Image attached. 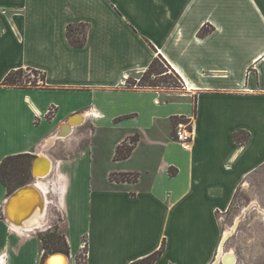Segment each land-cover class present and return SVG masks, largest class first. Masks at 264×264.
<instances>
[{
  "label": "crops",
  "instance_id": "0c3cea01",
  "mask_svg": "<svg viewBox=\"0 0 264 264\" xmlns=\"http://www.w3.org/2000/svg\"><path fill=\"white\" fill-rule=\"evenodd\" d=\"M71 24L88 27L83 48L68 43ZM159 57L183 87L169 101L127 86ZM19 69L42 72L45 85H4ZM75 114L85 123L61 139ZM176 117L192 125L188 150L175 141ZM135 134L131 157L115 161ZM19 154L50 160L41 181L51 191L47 210L20 226L6 219L0 180V264L44 263L38 233L52 206L70 264L84 242L87 264H133L164 244L155 264H214L216 215L264 166V0H0V164ZM135 172L132 183L110 178ZM257 204L241 210L264 211Z\"/></svg>",
  "mask_w": 264,
  "mask_h": 264
},
{
  "label": "rangeland",
  "instance_id": "374dc122",
  "mask_svg": "<svg viewBox=\"0 0 264 264\" xmlns=\"http://www.w3.org/2000/svg\"><path fill=\"white\" fill-rule=\"evenodd\" d=\"M164 70H166V68ZM24 72V80L28 82L27 85H32L30 82H34L35 85L39 86L43 85V81L39 79L37 74L27 70ZM166 72L167 76L164 74L157 78L153 76L152 81H155L158 85L157 88L162 90V100L169 101L173 99L171 94L180 92L183 87L181 82H179L169 70H166ZM142 74L130 76L129 81H131L132 84L135 83L139 85L143 77ZM137 87L132 86V89H136ZM183 122L189 123V120L186 119V121ZM135 138H139L140 140L139 134H135L130 140L128 139L126 143H123L124 151L127 150V148L135 149L137 143L134 147L132 145ZM112 143L113 142H106V148L104 147L106 155L113 152L114 147ZM60 148H62L61 144ZM111 166H113V164ZM116 175L117 174H112V179L128 180V183L135 182L137 178H139L137 172L130 173L129 175L126 173L125 176L118 175L116 177ZM32 180L31 178L29 184ZM243 190L244 191L239 193L238 198L235 199L232 209H228L226 213L220 212L216 215L222 230V241L219 252L231 251L239 258L238 264H264V211L241 210L243 207L253 202L258 203L257 206L259 209L264 210V166L257 171L250 181H248V185ZM49 217L51 220L48 230L54 232L57 228L59 232L64 234V217L60 210L52 206L49 211ZM226 232H231L228 238H225ZM86 246L84 249H81V255L76 258V264H85L87 256ZM68 256L73 260L72 255Z\"/></svg>",
  "mask_w": 264,
  "mask_h": 264
},
{
  "label": "trees",
  "instance_id": "16d2710c",
  "mask_svg": "<svg viewBox=\"0 0 264 264\" xmlns=\"http://www.w3.org/2000/svg\"><path fill=\"white\" fill-rule=\"evenodd\" d=\"M209 30L207 28H204L201 30L200 34L201 36H205L208 34ZM67 41L72 47H79L83 48L86 45V41L88 38V27L86 24H71L67 27ZM169 70L172 75L180 82V78L178 74L171 69V67L166 63V61L162 58H156L150 65L149 69L144 72L142 80L139 85H136L135 83L132 84L131 81H127V86L132 89V86H138L137 88H151V89H157L158 85L155 83V81H152V77L155 78L162 76L163 74L167 76L166 70ZM27 69H19L16 71H12L8 73V75L5 77L3 84L9 87H15V88H23V87H38L39 85H35L34 82H30L32 85H27L28 82L24 80V71ZM27 71L33 72L34 74H37L39 76V79L43 81V85H45L46 78L45 75L42 72H39L37 70L28 69ZM51 113V112H50ZM50 116V115H49ZM179 121H186L185 117H176L174 118L175 125ZM234 138L236 142L240 145H243L248 138V134H235ZM139 142V138H135L132 142L133 147L136 143ZM123 144L118 147L116 152V161L126 160L131 157L134 148H127V150H123ZM36 158V156L32 154H19L15 156L5 157L1 164H0V180L1 182L6 186V189L8 190L9 196L21 188L22 186H27L32 178V172H31V166L32 161ZM177 173V170L175 168H170L169 174L171 176H175ZM128 174V173H127ZM126 173L120 174V176H125ZM129 175V174H128ZM118 175H116L117 177ZM111 181L114 182H123L124 180H117L112 179ZM128 181V180H126ZM38 237L40 241L42 242V247L44 250V256H43V262H45V258L48 255H51L53 253H60L69 255L70 248L69 243L65 237V235L55 229L54 232L48 230L44 233H38ZM165 244L162 246V248H159L155 253H153L151 256H149L146 259L139 260L133 264H155L157 260L162 257L164 253ZM85 264H87V261L85 260Z\"/></svg>",
  "mask_w": 264,
  "mask_h": 264
},
{
  "label": "bare ground",
  "instance_id": "6f19581e",
  "mask_svg": "<svg viewBox=\"0 0 264 264\" xmlns=\"http://www.w3.org/2000/svg\"><path fill=\"white\" fill-rule=\"evenodd\" d=\"M73 116L74 118L71 120L72 127H70L69 125H67V127L62 126L64 128L61 131V135H62L61 139L68 138L73 128H75L76 126L77 127L81 126L82 124L85 123V120L81 115L77 114L76 116L75 115ZM44 157H43V159H45L44 163H38L36 165V170H35L36 178H37V185L42 189V191H44L43 193L44 196H42L41 193H38L37 191H30L27 193H22L19 196V198H15L12 202V210L9 213L10 218L12 220V224H16V222H20L25 217H29L28 220H32L34 219V217L38 215L39 211L41 213H44V211L47 210L48 202L46 198V192H50L51 190L49 189L48 185L44 184L41 180L45 179L47 176L51 174L52 165L49 159L47 157L46 158ZM230 233L231 232H226L225 238H228ZM218 255H217V259L214 262V264H218V261L220 262V260L222 262L221 264H233L235 262L237 264L238 262V257L231 251H228L226 253L219 252ZM229 255L235 256L234 261L231 259H228ZM224 258L226 259L225 263H223ZM70 263H71L70 258L66 256L65 254H61V255L55 256L49 264H70Z\"/></svg>",
  "mask_w": 264,
  "mask_h": 264
},
{
  "label": "water",
  "instance_id": "95a60500",
  "mask_svg": "<svg viewBox=\"0 0 264 264\" xmlns=\"http://www.w3.org/2000/svg\"><path fill=\"white\" fill-rule=\"evenodd\" d=\"M77 114H75V116H76ZM74 118V116L68 121V123L67 124H65L64 125V127L66 126L67 127V125H69L70 127H72V125H71V120ZM64 127H61V130L59 131V133H58V136L60 137V138H62V135H61V131H62V129L64 128ZM72 133V132H71ZM71 135V134H70ZM69 137V136H68ZM43 157L44 156H42V155H38V156H36V158H34V160H33V162H32V166H31V172H32V182L30 183V184H28L27 186H22L21 188H19L18 190H16L15 192H13L10 196H9V198H8V200H7V203H6V206H5V209H4V213H5V216H6V219L8 220V221H10L11 223H12V220H11V218H10V215H9V213L11 212V210H12V202H13V200L15 199V198H19V196L22 194V193H27V192H30V191H37L38 193H41V195L42 196H44V191H42V189L37 185V178H36V173H35V170H36V165L38 164V163H44V161H45V159H43ZM44 158H46V157H44ZM50 161V160H49ZM52 165V164H51ZM39 195V194H38ZM40 196V195H39ZM43 213H41L40 211H39V213H38V215L36 216V217H34V219H32V220H28V218L29 217H25L24 219H22L20 222H16V225H20V226H24L25 224H27V223H29V222H33V221H36L37 220V218H38V216H41ZM31 216V215H30ZM25 222V223H24ZM22 223V224H21ZM57 255H61V254H51V255H49V256H47V258L45 259V262L43 263V264H49L50 262H51V260L55 257V256H57ZM229 258L228 259H231V260H233L234 261V259H235V256L234 255H229L228 256ZM225 261H226V259L224 258L223 259V263H225ZM227 263V262H226ZM233 264H236V262L235 263H233Z\"/></svg>",
  "mask_w": 264,
  "mask_h": 264
},
{
  "label": "built area",
  "instance_id": "2783aa9c",
  "mask_svg": "<svg viewBox=\"0 0 264 264\" xmlns=\"http://www.w3.org/2000/svg\"><path fill=\"white\" fill-rule=\"evenodd\" d=\"M191 127L190 123H184L183 121H179L175 127V141L180 143L183 150H188L190 145H192L193 133ZM85 246L86 243L81 246V249H84Z\"/></svg>",
  "mask_w": 264,
  "mask_h": 264
},
{
  "label": "flooded vegetation",
  "instance_id": "af4514ba",
  "mask_svg": "<svg viewBox=\"0 0 264 264\" xmlns=\"http://www.w3.org/2000/svg\"><path fill=\"white\" fill-rule=\"evenodd\" d=\"M238 263V262H237Z\"/></svg>",
  "mask_w": 264,
  "mask_h": 264
}]
</instances>
